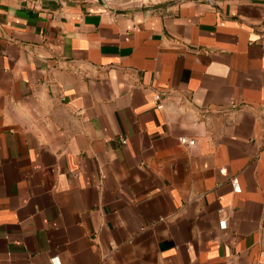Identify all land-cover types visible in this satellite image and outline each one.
I'll list each match as a JSON object with an SVG mask.
<instances>
[{"label": "crops", "instance_id": "obj_1", "mask_svg": "<svg viewBox=\"0 0 264 264\" xmlns=\"http://www.w3.org/2000/svg\"><path fill=\"white\" fill-rule=\"evenodd\" d=\"M56 255L264 264V0H0V264Z\"/></svg>", "mask_w": 264, "mask_h": 264}, {"label": "built area", "instance_id": "obj_2", "mask_svg": "<svg viewBox=\"0 0 264 264\" xmlns=\"http://www.w3.org/2000/svg\"><path fill=\"white\" fill-rule=\"evenodd\" d=\"M155 105H156V108L158 109H162L164 104H163V101H162V97H161V94L160 93H156L155 94ZM181 141L183 143H188L189 145H193L195 144V141L194 140H190V139H186V138H181ZM122 142L125 143L126 140L125 139H122ZM232 184H233V187H234V190L236 192H239L241 191V186L239 184V181H238V178H234L232 180ZM219 226L222 228V229H225L227 227V220L226 219H221L220 222H219ZM51 264H62L61 263V260H60V257L59 256H53L51 259Z\"/></svg>", "mask_w": 264, "mask_h": 264}, {"label": "rangeland", "instance_id": "obj_3", "mask_svg": "<svg viewBox=\"0 0 264 264\" xmlns=\"http://www.w3.org/2000/svg\"><path fill=\"white\" fill-rule=\"evenodd\" d=\"M112 5L116 7H133L142 8L145 5H153L162 2L172 1V0H109ZM176 2L182 0H175Z\"/></svg>", "mask_w": 264, "mask_h": 264}, {"label": "water", "instance_id": "obj_4", "mask_svg": "<svg viewBox=\"0 0 264 264\" xmlns=\"http://www.w3.org/2000/svg\"><path fill=\"white\" fill-rule=\"evenodd\" d=\"M95 1H99V2H106L107 0H95ZM176 2L175 0L172 1H167V2H162V3H158V4H153V5H145L143 6V9L145 11H149V10H157V9H161L166 7L167 5Z\"/></svg>", "mask_w": 264, "mask_h": 264}]
</instances>
